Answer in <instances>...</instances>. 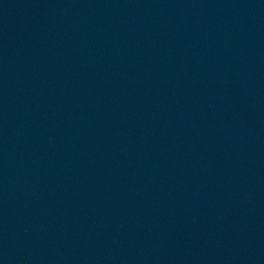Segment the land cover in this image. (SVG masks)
Returning <instances> with one entry per match:
<instances>
[{"label":"water","instance_id":"obj_1","mask_svg":"<svg viewBox=\"0 0 264 264\" xmlns=\"http://www.w3.org/2000/svg\"><path fill=\"white\" fill-rule=\"evenodd\" d=\"M0 207L19 264H264V0H0Z\"/></svg>","mask_w":264,"mask_h":264}]
</instances>
